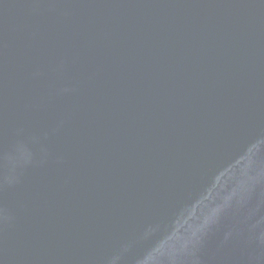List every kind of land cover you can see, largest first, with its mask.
I'll use <instances>...</instances> for the list:
<instances>
[{
  "label": "water",
  "instance_id": "1",
  "mask_svg": "<svg viewBox=\"0 0 264 264\" xmlns=\"http://www.w3.org/2000/svg\"><path fill=\"white\" fill-rule=\"evenodd\" d=\"M264 0H0V264H264Z\"/></svg>",
  "mask_w": 264,
  "mask_h": 264
},
{
  "label": "clouds",
  "instance_id": "2",
  "mask_svg": "<svg viewBox=\"0 0 264 264\" xmlns=\"http://www.w3.org/2000/svg\"><path fill=\"white\" fill-rule=\"evenodd\" d=\"M261 241L264 242V233L261 234Z\"/></svg>",
  "mask_w": 264,
  "mask_h": 264
}]
</instances>
